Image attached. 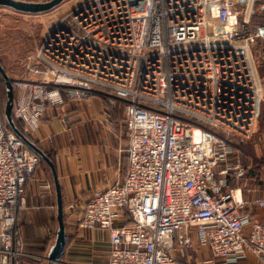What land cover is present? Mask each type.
<instances>
[{
  "label": "built area",
  "instance_id": "built-area-1",
  "mask_svg": "<svg viewBox=\"0 0 264 264\" xmlns=\"http://www.w3.org/2000/svg\"><path fill=\"white\" fill-rule=\"evenodd\" d=\"M254 3L84 0L42 40V78L13 81V112L27 131L62 96L124 104L125 176L87 201L75 225L108 230L112 245L99 264H181L178 251L194 246V233L224 263L247 251L264 259V218L244 211L264 207V194L248 199L231 183L254 161L244 140L262 112L253 47L264 23L247 24ZM39 165L0 98V264L30 256L20 211Z\"/></svg>",
  "mask_w": 264,
  "mask_h": 264
},
{
  "label": "crops",
  "instance_id": "crops-1",
  "mask_svg": "<svg viewBox=\"0 0 264 264\" xmlns=\"http://www.w3.org/2000/svg\"><path fill=\"white\" fill-rule=\"evenodd\" d=\"M37 71L40 76L43 74V69ZM62 98V102L46 103L38 124L28 131L56 158L70 239L63 260L69 264H99L112 245L108 230L75 225L87 201L125 176L128 166L125 109L121 103L109 104L101 95ZM47 181L50 178L41 164L27 179L25 205L20 211L24 250L33 258L41 255L40 249L53 237L57 227L56 191L52 183L51 187L45 184ZM231 183L239 185L248 199L263 195L264 165L254 160ZM244 211L254 218H264V207L255 203L245 206ZM178 258L181 264H264L263 257L252 251L234 263H224L213 257L210 248L201 244L195 233L194 246L178 251Z\"/></svg>",
  "mask_w": 264,
  "mask_h": 264
},
{
  "label": "rangeland",
  "instance_id": "rangeland-1",
  "mask_svg": "<svg viewBox=\"0 0 264 264\" xmlns=\"http://www.w3.org/2000/svg\"><path fill=\"white\" fill-rule=\"evenodd\" d=\"M84 0H65L56 8L42 13H25L10 7L0 6V62L5 67L13 81L38 80L42 78L37 70L44 69L36 58V52L47 32L65 13L72 10ZM243 8V7H242ZM243 10V9H242ZM252 16L247 23L250 27L257 23H264V0H255ZM212 27H209V32ZM264 39L254 42L253 53L259 71L260 79L264 83V67L262 54ZM264 72V70H263ZM14 83V92H15ZM261 115L256 121L251 137L244 143L246 149L253 155L255 162L264 165V96L261 103ZM259 144L261 147H255ZM40 258L46 255L40 253ZM38 262L40 259L37 258ZM58 264H69L65 259Z\"/></svg>",
  "mask_w": 264,
  "mask_h": 264
},
{
  "label": "water",
  "instance_id": "water-1",
  "mask_svg": "<svg viewBox=\"0 0 264 264\" xmlns=\"http://www.w3.org/2000/svg\"><path fill=\"white\" fill-rule=\"evenodd\" d=\"M65 0H0V6L10 7L16 11L25 13H42L50 11L57 6H59ZM0 73L2 79L5 81L6 85V99L3 104V111L9 126L14 130V132L25 142V144L31 148L40 157L45 159L49 164L55 185L56 191V204H57V227L55 231V238L51 244L44 264H58L62 260V256L65 252L67 244V229L66 221L64 218V203L62 189L59 181V175L57 167L49 155L36 145L35 142L30 140L16 125L13 108H14V82L9 76L3 64L0 62Z\"/></svg>",
  "mask_w": 264,
  "mask_h": 264
},
{
  "label": "trees",
  "instance_id": "trees-1",
  "mask_svg": "<svg viewBox=\"0 0 264 264\" xmlns=\"http://www.w3.org/2000/svg\"><path fill=\"white\" fill-rule=\"evenodd\" d=\"M248 28L253 29L254 26H251V27H250V26L248 25ZM263 43H264V41H263ZM263 66H264V65H263ZM263 70H264V67H261V72H262V74L264 73ZM1 77H2V75H1V73H0V98H1L2 105H3L4 102H5V99H6V85H5V81H4ZM262 82H263V81H262ZM263 85H264V83H263ZM95 95H96V94H95ZM119 103H121V102H119ZM121 106L123 107L124 104L121 103ZM123 108H124V107H123ZM13 116H14V119H15V122H16V125L18 126V128H19V129H20V130H21V131H22L27 137H29L30 140H32L33 142H35L37 146H39L41 149H43V150L49 155V157L53 160V162H54L55 165H56V158H55V155H53L52 153H49L47 150H45V149L41 146V144H40L38 141H36V140L32 137L31 133L25 129V120L22 119V118H19V117L15 116V113H14V112H13ZM39 159H40V165L42 164V165L45 167L46 172H47V174H48V176H49V178H50V181H51V183H52V186H53V188H54V190H55V185H54V180H53V174H52V171H51V168H50L49 164L45 161V159H43V158L40 157V156H39ZM64 218H65V221H66V214H65V212H64ZM56 223H57V216H56ZM54 238H55V232H54L53 237L50 238V239H48V240H46V241H45V245L43 246V248L40 249V252H41L42 254L47 255V252H48V250H49L51 244L53 243ZM69 240H70V239L67 238L66 248H67V246H68ZM66 248H65V251H66ZM64 257H65V252H64V254H63V256H62V259H63ZM37 262H38L37 258H33V257H29V256H26V257L23 258V264H37Z\"/></svg>",
  "mask_w": 264,
  "mask_h": 264
}]
</instances>
